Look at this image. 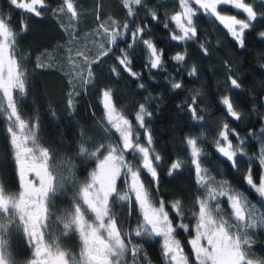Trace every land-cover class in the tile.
<instances>
[{
  "label": "snow or ice",
  "instance_id": "obj_1",
  "mask_svg": "<svg viewBox=\"0 0 264 264\" xmlns=\"http://www.w3.org/2000/svg\"><path fill=\"white\" fill-rule=\"evenodd\" d=\"M8 2L36 17L43 15L40 9H45L54 16H60L61 20L67 19L68 23H62L61 27L67 31L71 45L66 50L67 65L72 70L68 80L70 109L74 107V98L81 95L78 89H86L94 83L93 66L101 64L105 57L115 55L117 41L124 40L125 37H128L127 47L119 49L120 55H115L117 65L110 69L114 76L119 77L123 71L136 80L142 79V74L133 70L129 52L137 45H143L147 51L148 62L145 68L149 72L164 70L163 49H158L151 39L144 38L148 31L147 25L134 24L135 8L143 6V0H122L131 24L128 20L123 23L116 20L105 23L97 14L96 29L83 36L77 31L78 5L75 0H61L55 8H48L45 0ZM259 2L264 4V0ZM228 6L246 14L245 18L239 19L236 15L218 11V8ZM178 7L181 11L170 17L178 30H170V39L178 43L198 39L194 18L199 11L219 21L240 48L245 46L246 30L254 26L253 22L258 17H264V12L258 13L253 3L245 0H178ZM149 11L152 20H158L157 13ZM163 26L165 29L169 28L168 23ZM15 35L10 22L0 16V117L7 122V138L14 150L20 187L18 194H6L0 184V264H151L137 238L157 237L162 240L161 250L166 264H264V260H255L250 256L253 243L250 230L264 228V212L250 203L247 197L232 189L226 180H217L209 174L202 162L205 153L200 145L201 137L187 136L184 139L194 167L196 184L200 189V195L193 205L194 226L185 223L187 217L181 200L168 202L157 195L160 179L158 168L163 157L153 147L152 134L147 124L153 113L146 103L138 105L134 125L124 111L117 107L113 91L110 88L101 89L100 100L107 122L104 132L111 134L114 130L118 134L119 143H101L95 151H89L81 144L79 154L88 159H96L98 163L95 169L85 181H79L75 176L74 165L66 169L68 175H65V169L56 164L51 150L39 142L38 121L31 124L26 122L18 109L14 93H25L27 77L22 67L24 58L18 60L15 55ZM258 35L264 39V31ZM81 40L84 41L82 46ZM200 48L205 55L208 54L204 44H200ZM186 55V52L177 53L172 60L181 64L185 62ZM36 66L44 65L37 63ZM196 74L195 66L187 73L188 76ZM227 80L232 88H241L234 73ZM169 83L173 90L182 87L180 82H173L171 79ZM138 87L143 89L145 85L140 83ZM200 95L198 91L194 92L190 102L185 104L194 122L204 120L198 110ZM145 99L148 101L152 97ZM221 103L227 116L236 121L241 120V115L235 110L229 96H224ZM139 130H143L144 143L141 142ZM217 137L215 151L218 157L222 163L237 172L243 158L248 157L246 141L249 138L260 141L259 153L254 158L260 171H255L253 157H248L244 181L264 200V127L259 129V134L250 129L247 137H241L228 123H223ZM233 138L236 140L235 144ZM102 150L107 154L103 155ZM100 155H103V159H100ZM129 155L131 160L126 159ZM182 167V160H173L169 176ZM142 171L151 177V192L141 179ZM122 177L128 185L127 191L123 193L117 187V182ZM66 184H71L74 190L72 207L56 219L63 225V235L74 232L79 236V257L62 248L59 237L49 233L53 217L51 209L55 206L58 194L67 191ZM220 198L228 201L230 219L223 218ZM117 202L127 206L128 215L132 214L133 204L138 208L141 220L134 229L124 231L118 226L117 213L113 210V205ZM86 214L94 217L91 223L86 219ZM182 233L188 234L186 243L191 255L186 253L185 244L179 238ZM14 235L24 239L32 252L31 259L25 262L16 260L10 250V239Z\"/></svg>",
  "mask_w": 264,
  "mask_h": 264
},
{
  "label": "trees",
  "instance_id": "obj_2",
  "mask_svg": "<svg viewBox=\"0 0 264 264\" xmlns=\"http://www.w3.org/2000/svg\"><path fill=\"white\" fill-rule=\"evenodd\" d=\"M45 2L48 8H55L61 0ZM245 2L253 3L258 13L264 12V4L259 0ZM75 3L78 5L77 31L81 36L84 33L91 34L96 29L97 14L105 23H111V20L120 23L128 20L132 23L122 6V0H75ZM40 10L43 15L36 17L10 5L8 0H0V16L10 22L16 34L15 55L18 60L24 58L22 67L27 77L25 93L14 94L18 109L26 122L31 124L38 121L39 142L51 150L56 164L65 169V175H68L66 169L74 165L75 176L79 181H85L95 169L98 163L96 159H88L79 154L81 144L89 151H95L101 143H119L118 134L114 130L111 134L104 132L107 122L100 100V90L110 88L117 107L124 111L134 125L135 112L140 103H146L153 113L147 124L152 134L153 147L163 157L158 168L160 179L157 195L168 202L181 200L185 208L184 215L187 217L185 223L193 226V205L200 195L189 150L184 144L187 136L202 138L200 145L205 153L202 162L211 176L217 180H226L232 189L247 197L250 203L264 212V200L244 181L248 157H253V167L257 173L260 171L254 159L259 153L260 141L252 138L246 141L248 157L243 158L238 172L222 163L215 151L217 133L223 123H228L241 137H247L250 129L259 134V129L264 127V39L258 35L264 31V17H258L253 22L254 26L246 30L245 46L240 48L219 21L199 11L194 18L198 39L178 43L170 39V30L178 31L170 20L171 15L181 11L178 0H143V6L135 8L134 24L148 26L144 38L151 39L158 49H163L164 70L149 72L145 68L148 62L147 51L143 45H137L129 52L133 60V70L140 72L142 79L136 80L123 71L119 77L114 76L110 69L117 65L115 55H120L119 49L127 47L128 37H125L124 40L117 41L115 55L105 57L101 64L93 66L94 83L86 89H78L81 95L74 98V107L70 109L68 80L72 70L67 65L66 50L71 45L67 31L61 27L62 23L67 24L68 21L66 18L61 20L60 16H54L51 11ZM149 10L157 13L158 20H152ZM219 11L239 18L246 16L230 6L219 8ZM165 23L169 24L168 29L164 28ZM80 44L82 46L84 41L81 40ZM200 44L207 47V55L201 50ZM184 52L187 53L185 62L177 64L172 60L174 55ZM37 63L44 66L37 67ZM193 66L196 67L197 74L188 76L187 73ZM233 73L234 78L241 83L239 89L232 88L227 80ZM170 79L180 82L182 87L173 90ZM140 83L145 85L143 89L138 87ZM196 91L201 94L198 98V110L204 117L200 122H194L185 107ZM149 96L152 99L146 101L145 98ZM224 96L230 97L235 110L241 115V120L236 121L227 116L221 103ZM6 124V120L0 117V184L6 194H18L20 187L17 167L14 150L7 138ZM139 131L141 142L144 143L143 130ZM235 143L233 138V144ZM102 152L103 155L106 153L104 150ZM126 159L131 160L132 157L129 155ZM176 159L183 161V167L169 176L170 163ZM141 179L151 192L152 181L147 172H141ZM117 187L122 193L127 191L128 185L124 183L123 177L117 182ZM66 189L54 201L49 233L58 236L61 247L74 255L81 247L79 236L74 232L63 235V225L56 219L72 207L74 190L71 184H66ZM220 204L223 218L230 219L231 209L227 199L220 198ZM113 210L117 213L118 226L124 231L134 229L141 220L135 204L132 205L131 215H128L127 206H122L120 202L113 205ZM250 235L253 240L251 258L264 260V228L250 230ZM179 238L187 247L188 234L182 233ZM137 240L142 244L146 259L151 264H166L161 250V238ZM10 250L20 262L32 257L31 250L18 235L10 239Z\"/></svg>",
  "mask_w": 264,
  "mask_h": 264
},
{
  "label": "rangeland",
  "instance_id": "obj_3",
  "mask_svg": "<svg viewBox=\"0 0 264 264\" xmlns=\"http://www.w3.org/2000/svg\"><path fill=\"white\" fill-rule=\"evenodd\" d=\"M25 2H30V0H25ZM218 11H219V8H218ZM222 14H226V13H222ZM227 15H230V14H227ZM237 18H239V17L237 16ZM239 19H244V18H239ZM106 154H107V152L104 155H106ZM100 159H103V156ZM29 178H33V177H29ZM86 219L91 223L94 220V217L91 214H86ZM193 226H194V224H193ZM80 251H81V247H80L79 251L74 254V256L79 257ZM185 251H186V253H188L189 255H191L190 249H189L188 246L185 247Z\"/></svg>",
  "mask_w": 264,
  "mask_h": 264
}]
</instances>
